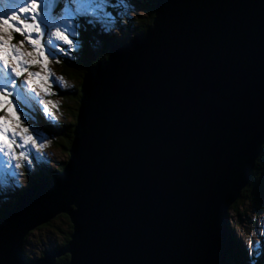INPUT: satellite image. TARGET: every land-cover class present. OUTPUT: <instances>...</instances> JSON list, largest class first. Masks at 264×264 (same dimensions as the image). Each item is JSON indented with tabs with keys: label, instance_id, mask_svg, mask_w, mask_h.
Instances as JSON below:
<instances>
[{
	"label": "water",
	"instance_id": "obj_1",
	"mask_svg": "<svg viewBox=\"0 0 264 264\" xmlns=\"http://www.w3.org/2000/svg\"><path fill=\"white\" fill-rule=\"evenodd\" d=\"M154 10L88 67L64 170L0 220V264H228L227 211L264 147V0ZM63 212L71 240L27 260L28 231Z\"/></svg>",
	"mask_w": 264,
	"mask_h": 264
},
{
	"label": "rangeland",
	"instance_id": "obj_2",
	"mask_svg": "<svg viewBox=\"0 0 264 264\" xmlns=\"http://www.w3.org/2000/svg\"><path fill=\"white\" fill-rule=\"evenodd\" d=\"M144 1L145 0H124V4H126L125 7L124 4H121L120 0H113L112 6L108 8V12L113 17L112 22L102 20L94 25H98L96 27L109 37L113 36L115 38L127 39L131 37L133 33L128 29L129 24L127 20L128 18H137L145 14V9L143 7ZM60 4L62 7L60 10H57ZM8 5L9 0H0V13L5 14V16L10 14L12 8L23 6V0H11V7ZM63 7V3H58L53 6L52 14L56 20L61 18L60 13ZM115 12L118 13L115 14ZM17 14L21 15V18L25 19L26 23L31 22L30 19H27V14H21L19 12H17ZM43 27L44 25H42V28ZM54 30L55 29H53V31ZM13 36L14 39L11 43L21 47L22 51L25 53L33 51L24 36H21L19 33H14ZM78 36L79 33H77L75 37H70L73 39L74 44H76L77 40L79 41V44L73 48H69V46L62 41H55L59 48L64 50V52L55 57L48 55L47 44H45V54L48 55L47 72H45L39 63L28 69V71L41 72L42 75L47 76L46 80L39 77L33 78L36 92L39 93V97L33 94L30 100V106L25 108V112H27L30 119H24V113L19 112L20 105H16L17 114L21 118V126L27 127L29 129V134L37 138V147H29L27 149L29 159L31 160V167H28L23 161H21L22 166L18 170L14 167L8 168L6 165L0 166V207L11 205L5 217L0 220L5 219L6 216H8V212L14 209L17 204L38 185L58 179L62 174L61 171H63L59 169L60 166H62V162L69 158V155L61 146L62 138L55 133L54 135H50V133L44 131L47 127H45L43 123L56 122L66 127V124L74 122L75 112L77 115H75L76 121L74 125L77 123L80 101L83 94L80 96V99L73 97V92H75V94L78 93V90L74 91L76 90V86L78 87V82L75 79L65 77L59 72L56 67L55 58L65 55L64 53L66 51H75L79 49L81 44ZM32 38H36L35 33L32 34ZM47 39L48 35L47 31H45V37L42 43ZM21 41H24L23 45H21ZM113 41L115 40H112V42ZM102 45L99 44L96 50L101 49ZM57 78H59V80ZM19 79H27V74ZM19 79L17 82H19ZM44 89H47L51 94L46 95ZM13 103L15 104V100ZM45 107H47L48 113H51V115L44 111ZM6 115L5 112H0V116ZM52 117H55V119ZM57 124L55 125L57 126ZM33 128L38 130L39 135H37V131H33ZM18 142L19 141H17V143ZM41 144L43 147H40ZM16 151L19 152L21 149L17 148ZM12 172L17 173L18 179L11 175ZM44 172L47 175L43 176ZM53 173H56V175L53 176ZM251 176L249 178L250 180ZM248 184L244 186L239 198L235 203L231 204L227 211L229 228L226 231V236L231 237L229 248L231 247V252L237 255V259L231 264H264V193L261 196L263 204L257 206L256 199L254 200L253 195H250L246 190ZM71 223L69 215L63 212L57 214L50 222H47L49 225L44 223L29 230L23 244V249L26 252L27 258H29V260H37L44 257L45 252L55 248V246L59 248L66 246L71 240L70 236L74 230V226H72L73 223ZM71 226L72 231L69 233ZM60 228H62L65 233H63ZM68 239L69 241H67ZM250 242H252L253 245V255L251 256L248 255ZM227 245L228 243L226 241V247ZM66 255L70 254L61 255L56 261Z\"/></svg>",
	"mask_w": 264,
	"mask_h": 264
},
{
	"label": "snow or ice",
	"instance_id": "obj_3",
	"mask_svg": "<svg viewBox=\"0 0 264 264\" xmlns=\"http://www.w3.org/2000/svg\"><path fill=\"white\" fill-rule=\"evenodd\" d=\"M112 2L113 0H39V2L23 0V6L12 8L10 14L5 16L0 13V112L7 114L0 116V166L6 165L8 168L14 167L18 170L23 161L31 167L27 149L37 147V138L29 134L27 127L21 126L16 105H20L19 112L24 113V119H30L25 108L30 106L33 94L39 97L33 78L39 77L46 80L47 76L42 75L41 72L28 71V69L39 63L47 72L48 55L55 57L64 52L55 41H62L69 48L76 47L79 41L77 40L74 44L70 37H75L78 33L81 19L86 24H95L102 20L112 22L113 17L108 12ZM120 2L124 4V0ZM58 3H63L64 7L61 9V18L56 20L53 17L52 8ZM8 6L11 7V0ZM124 6L126 7V4ZM17 12L27 14V19L31 22L26 23ZM42 25H44L43 28ZM45 31H47L48 39L42 43ZM14 33L24 36L33 51L25 53L21 47L11 43ZM33 33L36 34V38H32ZM23 43L24 41H21V45ZM45 44H47L48 55L45 54ZM25 74L27 79H19ZM18 79L19 82H17ZM44 92L46 95L51 94L47 89H44ZM44 111L48 113L47 107ZM48 114L51 115V113ZM52 118L55 119V117ZM33 131H37L39 135L38 130L33 128ZM40 147L43 145L41 144ZM17 148L21 151L17 152ZM11 175L18 179L17 173L12 172ZM248 255H253L252 242L249 243Z\"/></svg>",
	"mask_w": 264,
	"mask_h": 264
},
{
	"label": "trees",
	"instance_id": "obj_4",
	"mask_svg": "<svg viewBox=\"0 0 264 264\" xmlns=\"http://www.w3.org/2000/svg\"><path fill=\"white\" fill-rule=\"evenodd\" d=\"M156 4V0H145L143 7L145 9V14L143 16H138L137 18H128V24L129 28L133 33L131 37H133L135 34L139 32L145 31L148 26L153 22L155 11L154 6ZM62 5L60 4L57 8V10H60ZM118 12H115V14ZM80 28H79V36L81 47L75 51H66L65 55L58 56L55 58L56 67L59 70V72L64 75L65 77L75 79L78 82V87L76 86V90L78 93L75 94L73 92L72 95L75 98H79L81 96V87L83 83L84 76L86 74V71L89 66L97 63L99 60L104 59L108 56V50L109 45L112 42V40L122 42L125 41V38H115V37H109L107 34H104L100 31L99 28L94 24H86L83 19L80 20ZM129 37V38H131ZM127 38V40L129 39ZM99 44H103L101 49H97L96 47ZM76 112L74 113V122L76 121ZM74 122H70V124L65 125H59L56 122H50V123H43V125L47 128L44 129V131H47L50 133V135H54V133L62 138L61 146L64 148V151L67 152L69 155V148L72 144V138H73V130H74ZM57 124V126L55 125ZM53 133V134H52ZM67 162L65 160L62 162V166H60V170L64 169V165ZM45 172L43 173V176H45ZM56 173H53V176H55ZM51 176V177H53ZM263 187H264V147L261 152L260 157L257 159L255 168L252 172L251 180L249 181V184L246 188L247 192L251 195H253L254 200L256 199L257 206L262 205L263 202L261 200V196L263 195ZM244 196V193H243ZM242 196V197H243ZM11 205H5L3 207H0V219L5 217L6 212L10 208ZM49 225V224H46ZM72 226L69 229V233L72 231ZM63 233L62 228H60ZM69 241V239L67 240ZM66 241V242H67ZM58 247V246H55ZM25 257L27 258L26 252ZM229 261L228 264H231L234 262V260L237 259L236 253H232L229 255ZM70 260V255L62 256L57 261V264H68Z\"/></svg>",
	"mask_w": 264,
	"mask_h": 264
},
{
	"label": "bare ground",
	"instance_id": "obj_5",
	"mask_svg": "<svg viewBox=\"0 0 264 264\" xmlns=\"http://www.w3.org/2000/svg\"><path fill=\"white\" fill-rule=\"evenodd\" d=\"M64 170V169H63ZM50 222V221H49ZM47 224V223H46ZM72 224V223H71ZM72 226H73V224H72ZM230 239H231V237H230ZM46 253V252H45Z\"/></svg>",
	"mask_w": 264,
	"mask_h": 264
}]
</instances>
